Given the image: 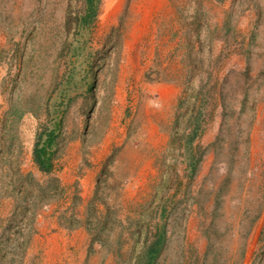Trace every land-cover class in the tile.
<instances>
[{"label": "rangeland", "instance_id": "rangeland-1", "mask_svg": "<svg viewBox=\"0 0 264 264\" xmlns=\"http://www.w3.org/2000/svg\"><path fill=\"white\" fill-rule=\"evenodd\" d=\"M86 1L0 0V264H264V0Z\"/></svg>", "mask_w": 264, "mask_h": 264}, {"label": "trees", "instance_id": "trees-1", "mask_svg": "<svg viewBox=\"0 0 264 264\" xmlns=\"http://www.w3.org/2000/svg\"><path fill=\"white\" fill-rule=\"evenodd\" d=\"M86 2L92 5L93 0H87ZM46 133L47 137L44 140H42L43 133L39 134L33 152L36 164L43 171L51 170L53 167V151L50 150V147L54 143V134L52 131Z\"/></svg>", "mask_w": 264, "mask_h": 264}, {"label": "bare ground", "instance_id": "bare-ground-1", "mask_svg": "<svg viewBox=\"0 0 264 264\" xmlns=\"http://www.w3.org/2000/svg\"><path fill=\"white\" fill-rule=\"evenodd\" d=\"M123 0H121V2H122ZM143 2L145 1V0H142ZM132 5H131V7H132V9H131V15L128 17V19H129V22L130 21H132V20H134L135 21V19H136V15L140 12V10L138 9V11H136L135 12V7L137 6L136 4H134V3H131ZM138 7V6H137ZM172 7V6H171ZM143 20V19H142Z\"/></svg>", "mask_w": 264, "mask_h": 264}]
</instances>
